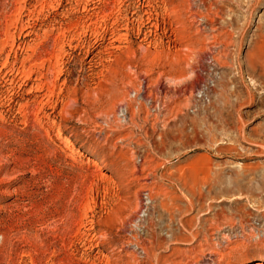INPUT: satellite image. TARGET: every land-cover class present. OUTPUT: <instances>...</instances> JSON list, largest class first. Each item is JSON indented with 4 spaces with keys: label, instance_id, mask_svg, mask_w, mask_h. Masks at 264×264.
Instances as JSON below:
<instances>
[{
    "label": "rangeland",
    "instance_id": "1",
    "mask_svg": "<svg viewBox=\"0 0 264 264\" xmlns=\"http://www.w3.org/2000/svg\"><path fill=\"white\" fill-rule=\"evenodd\" d=\"M263 73L264 0H0V264L264 260Z\"/></svg>",
    "mask_w": 264,
    "mask_h": 264
},
{
    "label": "bare ground",
    "instance_id": "2",
    "mask_svg": "<svg viewBox=\"0 0 264 264\" xmlns=\"http://www.w3.org/2000/svg\"><path fill=\"white\" fill-rule=\"evenodd\" d=\"M170 11H171V10H170ZM173 12H174V11H173ZM173 12H168L167 15L170 16V15H172ZM191 13H192V12H191ZM173 14H174V13H173ZM194 14H195V13H194ZM196 15H197V14H196ZM203 16H204V15H203ZM191 17H192V16H191ZM197 19H198V18H197ZM207 19H208V18H207ZM213 20H214V19H213ZM147 21H148V20H147ZM179 23H180V22H179ZM148 24H149V23H148ZM210 29H211V28H210ZM149 30H150V29H149ZM148 32H149V31H148ZM196 32H197V31H196ZM144 33H145V32H144ZM170 34H171V33H170ZM185 35H186V34H185ZM168 37H169V36H168ZM185 39H186V38H185ZM181 40H182V39H181ZM183 41H184V40H183ZM171 42H172V41H171ZM181 43H182V42H181ZM209 43H210V42H209ZM221 43H223V42H221ZM227 43H228V42H227ZM184 45H185V44H184ZM185 46H186V45H185ZM205 46H206V45H205ZM216 46H217V45H216ZM212 47H214V46H212ZM191 48H192V47H191ZM210 48H211V47H210ZM225 48H226V47H225ZM193 49H194V48H193ZM205 49H206V48H205ZM207 49H208V47H207ZM194 50H195V49H194ZM196 50H197V49H196ZM212 50H213V49H212ZM213 56H214V55H213ZM187 57H188V56H187ZM211 57H212V56H211ZM180 59L182 60V58H180ZM191 59H192V58H191ZM212 59H214V58H212ZM176 61H177V59H176ZM231 61H232V60H231ZM233 61H234V60H233ZM227 63H228V62H227ZM94 66H95V65H94ZM189 66H190V65H189ZM238 67H239V66H238ZM263 74H264V73H263ZM146 76H147V75H146ZM263 76H264V75H263ZM147 78H148V77H147ZM180 79H181V78H180ZM155 80H156V79H155ZM145 81H146V80H145ZM154 82H155V81H154ZM179 83H180V82H179ZM141 84H142V83H141ZM141 84H139V86H141ZM146 84H147V83H146ZM154 84H155V83H154ZM177 84H178V83H177ZM155 85H156V84H155ZM157 86H158V85H157ZM158 87H159V86H158ZM140 89H141V87H140ZM159 89H160V87H159ZM147 90H149V89H148V86H145L144 89H143V92L145 93V92H147ZM148 92H149V91H148ZM151 92H153V91H150L148 94H150ZM157 92H160V91H157ZM163 92H164V91H163ZM175 92H176V91H175ZM182 92H183V91H182ZM182 92H181L180 94H182ZM176 93H178V92H176ZM190 93H192V91H190ZM154 94H155V93H154ZM158 94H159V93H158ZM166 94H167V93H166ZM166 94H164V96H165ZM144 95H145V94H144ZM151 95H152V94H150V95H148V96L151 98ZM161 95H162V94H161ZM145 96H146V95H145ZM148 96H146V98H147ZM177 96H178V94H177ZM189 96H190V95H189ZM142 97H144V96H142ZM155 97H156V96H155ZM158 97H161V96H158ZM174 97H175V96H174ZM156 98H157V97H156ZM153 99H154V98H153ZM162 99H163V98H162ZM164 99H165V98H164ZM188 99H189V98H188ZM156 100H157V99H156ZM158 100H160V99H158ZM149 101H150V100H149ZM151 101H152V100H151ZM161 102H162V101H161ZM155 103H156V101H155ZM162 103H163V102H162ZM152 104H153V103H152ZM173 104H174V103H173ZM173 104H172V105H173ZM150 105H151V103H150ZM156 105H158V104H156ZM163 105H164V103H163ZM175 105H176V104H175ZM128 106H129V105H128ZM128 106H127V107H128ZM142 106H143V105H142ZM146 107H147V106H146ZM157 107H158V106H157ZM172 107H175V106H172ZM148 108H150V107H148ZM152 108L156 109V107H152ZM144 109H145V108H144ZM126 110H127V109H126ZM149 110H150V109H149ZM158 110H159V109H158ZM155 111H156V110H155ZM125 112H126V111H125ZM155 113H156V112H155ZM153 114H154V113H153ZM153 114H152V115H153ZM156 114H157V113H156ZM158 117H159V116H158ZM155 118H156V117H155ZM153 120H154V118H153ZM147 121H148V120H147ZM147 121H146V122H147ZM155 121L157 122V119L154 120V122H155ZM114 122H115V121H114ZM149 124H150V122H149ZM151 124L154 125L155 123L151 122ZM118 125H119V124H118ZM119 126H120V125H119ZM150 126H151V125H150ZM154 127H155V126H154ZM151 129H152V128H151ZM154 129H155V128H154ZM153 133H154V132H153ZM58 135H59V134H58ZM263 148H264V147H263ZM144 151H145V150H144ZM262 151H263V150H260V152H262ZM147 152H148V151H146L145 153H147ZM134 153H135V152H134ZM139 154H143V153L139 152ZM141 156L143 157V155H141ZM146 156H148V154H146ZM135 157H136V156H135ZM148 157H149V156H148ZM151 158H152V157H151ZM135 159H136V158H135ZM152 159H153V158H152ZM145 160H146V157H145V159H144L143 161L146 162ZM165 160H166V159H165ZM89 161H91V160H89ZM130 161H131V160H130ZM141 161H142V160H141ZM147 161H149V159H148ZM150 161L152 162V160H150ZM134 163H135V162H134ZM161 163H162V162H160L159 164H161ZM159 164H157V165H159ZM92 165L95 166L96 168H101L100 164H99L96 160H94V159L92 160ZM135 165H136V164H135ZM142 165H143V164H142ZM145 165H146V164H145ZM148 165H149V164H148ZM155 165H156V164H155ZM157 165H156V167H157ZM141 167H144V166H141ZM149 167H153V166H149ZM149 167H148V168H149ZM158 167H160V165H159ZM158 167H157V168H158ZM162 167H163V164H162L161 168H162ZM144 168H145V167H144ZM144 168H143V169H144ZM146 168H147V166H146ZM157 168H156V169H157ZM140 169L142 170V168H140ZM154 169H155V168H154ZM132 170H133V169H132ZM138 170H139V168H138ZM141 170H140V171H141ZM150 171H152V170H150ZM150 171H149V172H150ZM142 172H143V170H142ZM146 172H147V171H146ZM155 172H156V171H155ZM165 172H166V171H165ZM139 173H140V172H139ZM160 173H161V172H160ZM147 174H149V173L147 172ZM153 175H154V174H153ZM168 175H169V174H168ZM148 176H150V175H148ZM148 176H147V178H148ZM160 176L162 177V174H160ZM144 177H145V179H147L146 176H144ZM144 177H143V178H144ZM153 177H154V176H153ZM155 177H157V176H155ZM155 177H154V178H155ZM157 178H159V177H157ZM159 179H161V178H159ZM164 179H165V178H164ZM166 179H167V178H166ZM149 180H150V179H149ZM178 182H179V181H178ZM150 183H151V182H150ZM179 184H180V183H179ZM149 185H150V184H149ZM150 187H151V186H150ZM200 187H201V186H200ZM185 189H186V188H185ZM148 190H149V188H148L147 190H144V191L146 192V191H148ZM177 190H178V189H177ZM179 190H180V189H179ZM181 190H182V189H181ZM151 191L153 192V190H151ZM183 191H184V190H183ZM181 192H182V191H181ZM143 193H144V192H143ZM148 193H149V192H148ZM163 193H164V192H163ZM165 193H167V192H165ZM147 195H148L147 198L150 199V202H149V204H150V203H151V200H152L151 197H153V196L150 197V193L147 194ZM172 195H173V194H172ZM183 195H185V194H183ZM187 196H189V195H187ZM187 196H186V197H187ZM166 197H167V196H166ZM170 198H171V197H170ZM179 198H180V197H179ZM187 199H188V198H187ZM187 199H186V200H187ZM176 201H177V200H176ZM144 203H146V202H144ZM173 203H174V202H173ZM187 203H188V202H187ZM195 203H196V202H195ZM141 204H142V203H141ZM137 205H138V204H137ZM179 205H180V204H179ZM168 206H169V205H168ZM189 206H190V205H189ZM131 207H132V206H131ZM173 207H174V206H173ZM176 207H178V206H176ZM187 207H188V206H187ZM142 208H143V207H142V205H141V206H139V210H138V209H137V210L140 212V210H141ZM145 208H146V207H145ZM146 209H147V208H146ZM146 209H145V211H146ZM175 210H176V209H175ZM185 210H186V209H185ZM142 211H143V210H142ZM148 211H149V208H148ZM178 211H179V209H178ZM135 212H136V211H135ZM137 213H138V212H137ZM145 213H146V212H145ZM182 214H183V213H182ZM129 216H130V215H129ZM148 216H149V215H148ZM137 218H138V217H137ZM137 218H136V219H137ZM177 218H178V217H177ZM142 219H143V218H142ZM158 219H159V218H158ZM127 222H128V221H127ZM131 222H132V220H131ZM131 222H130V224H131ZM174 222H175V221H174ZM182 223H183V222H182ZM185 223H187V222H185ZM188 223H189V222H188ZM135 224H136V223H135ZM186 226H187V225H186ZM141 227H142V226H141ZM216 227H217V226H216ZM87 228H88V227H87ZM135 228H136V227H135ZM151 228H152V227H151ZM183 228H184V227H183ZM214 228H215V227H214ZM123 230H124V229H123ZM130 230H131V229H130ZM145 231H146V230H145ZM135 234H136V233H135ZM150 234H151V233H150ZM132 235H133V234H132ZM132 235H131V236H132ZM197 235H198V234H197ZM104 236H105V235H104ZM137 236H138V235H137ZM186 236H188V234H187ZM190 236H191V235H190ZM201 236H202V235H201ZM91 237H92V236H91ZM134 237H135V236H134ZM162 237H163V236H162ZM180 237H181V236H180ZM154 238H155V237H154ZM156 238H157V237H156ZM135 239H136V238H135ZM141 239H142V238H141ZM148 239H149V238H148ZM157 239H158V238H157ZM168 239H169V238H168ZM182 239H183V238H182ZM191 239H192V238H191ZM169 240H170V239H169ZM126 242H127V241H126ZM126 242H125V243H126ZM165 242H166V241H165ZM166 245H167V244H166ZM141 246H142V245H141ZM142 247H143V246H142ZM142 247H140V248H141V251L144 252V253H146V252H145V249L142 248ZM139 253H140V252H139ZM139 253L137 252V254H139ZM140 254H141V253H140ZM131 255H132V254H131ZM146 255H147V253H146ZM208 255H209V254H208ZM141 256H142V254H141ZM147 256H148V255H147ZM153 256H154V255H153ZM143 257H144V256H143ZM263 257H264V256H263ZM130 259H131V258H130ZM163 259H164V258H163ZM213 259H214V258H213ZM87 260H88V259H87ZM93 260H94V259H93ZM115 261H116V260H115ZM114 264H115V263H114ZM196 264H197V263H196ZM211 264H213V263H211ZM248 264H264V260H259V261H255V262H249Z\"/></svg>",
    "mask_w": 264,
    "mask_h": 264
}]
</instances>
